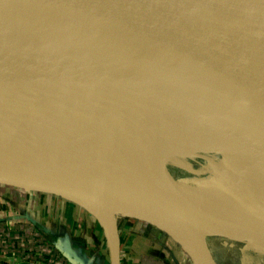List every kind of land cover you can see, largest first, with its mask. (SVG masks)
<instances>
[{
    "label": "bare ground",
    "instance_id": "obj_1",
    "mask_svg": "<svg viewBox=\"0 0 264 264\" xmlns=\"http://www.w3.org/2000/svg\"><path fill=\"white\" fill-rule=\"evenodd\" d=\"M218 57L264 64V45L164 9L1 56L0 162L104 155L87 163L89 181L57 189L104 229L133 217L165 231L191 264H220L213 245L233 244L243 264H264V115L227 97L207 106L193 88L219 80L166 64Z\"/></svg>",
    "mask_w": 264,
    "mask_h": 264
},
{
    "label": "water",
    "instance_id": "obj_2",
    "mask_svg": "<svg viewBox=\"0 0 264 264\" xmlns=\"http://www.w3.org/2000/svg\"><path fill=\"white\" fill-rule=\"evenodd\" d=\"M163 7L264 45V0H0V57L64 42L135 13L148 9L159 11ZM208 62L173 59L166 64L219 80L217 87L193 88L207 106L217 109L222 106V98L227 97L241 100L264 115V64L226 57L211 58ZM222 71L231 79L223 78ZM131 142L132 134L126 135L122 147ZM103 158L100 155L52 165L0 162V183L61 195L57 189L89 181L87 163ZM110 258L111 264V255ZM117 264H120L119 254Z\"/></svg>",
    "mask_w": 264,
    "mask_h": 264
},
{
    "label": "crops",
    "instance_id": "obj_3",
    "mask_svg": "<svg viewBox=\"0 0 264 264\" xmlns=\"http://www.w3.org/2000/svg\"><path fill=\"white\" fill-rule=\"evenodd\" d=\"M0 201L2 235L8 236L11 233L14 235L13 231L17 230L18 226L28 229L33 227L49 243L52 250L49 254L47 252L43 259L38 256L39 260H43L42 263L24 260L13 250H0V259L6 263L19 264L24 261L31 264H110L108 241L103 235L99 220L90 210H83L74 201L54 200L39 192H30L2 183H0ZM5 230L7 232L3 233ZM150 237L151 241H156L157 234ZM131 238L132 235L120 236L121 243L128 251V257L131 255L132 264H140V260L148 256L158 259L160 251L167 252L166 255L169 253L172 259H175L173 248L170 251L167 246L159 249L157 245L148 242L149 238L148 240L145 238L147 241L141 237ZM122 251L120 253L125 256L126 252L122 253ZM126 258L127 256L124 260ZM172 261L174 264H184L185 260ZM167 263L168 260L165 264ZM141 264L148 262L145 260Z\"/></svg>",
    "mask_w": 264,
    "mask_h": 264
},
{
    "label": "rangeland",
    "instance_id": "obj_4",
    "mask_svg": "<svg viewBox=\"0 0 264 264\" xmlns=\"http://www.w3.org/2000/svg\"><path fill=\"white\" fill-rule=\"evenodd\" d=\"M161 9H164L166 11H169L171 13L179 14L182 15V12L179 10H175L171 7H163ZM233 147L231 145L224 146L223 147V152H226L228 155L233 154ZM18 188V187H17ZM30 192H39L41 194H44L45 196H50L54 200H65V201H70L72 202L73 200L62 197L59 194L53 193V192H47V191H37V190H29ZM196 194H198L196 192ZM1 205V201H0ZM85 211V208H82ZM97 217V216H96ZM98 218V217H97ZM99 220V219H98ZM145 224V225H143ZM18 229L13 231L10 235L7 236V234L2 235L1 232V227H0V250L8 251V250H13L14 252H17L24 260L30 261V262H40L42 263L43 260H39L38 256H40L41 259H43L46 256V253L48 254L52 252L51 247L48 242H46L40 234H38L37 230L35 228H26V227H21L18 226ZM103 228V227H102ZM117 230L114 232H111L110 230L113 229L112 226L110 225L106 229L103 230V235L104 237L106 236L107 238V246H108V252L110 253L112 257V263L117 264V256L119 254V260L120 264H132L130 256L128 257V251L126 248L123 246L121 243L120 236L126 237L128 235H132L131 239H137L139 237L143 239L149 238L150 240L148 241L150 244H155L159 249H163L164 246H167L169 251L170 249H176V250H181V248L178 245H174L173 241L170 239L168 234L160 230L156 225L151 224L150 222L146 220H138L135 218L131 217H119L117 221ZM142 228V229H141ZM110 229V230H109ZM7 230H5L3 233H6ZM157 234L156 241H151V235ZM17 235V236H15ZM3 236V237H2ZM15 236V237H12ZM118 237H119V243H118ZM155 238V237H154ZM145 239V240H146ZM148 240V239H147ZM146 240V241H147ZM114 242V248L115 252L111 251V246ZM109 243V244H108ZM122 244V246H121ZM214 244V242L212 243ZM239 245L233 244L232 246H225L224 248H221L220 245H213V255L215 256L216 260H213L212 262L220 263V264H243L242 262V252L239 251ZM172 249V250H173ZM123 250V251H122ZM126 252L124 255H122L120 252ZM167 253V252H166ZM165 252L160 251V255L158 256V259H152L149 256L146 257L143 260H140V264L142 261H147L148 264H165L166 260H168L169 264H174V261L172 260H178L181 259V261H184V264H191V260L189 257L184 254L183 258H180L178 255H174L175 259H172L170 254L168 253L166 255ZM30 254V255H29ZM127 256L126 260H124V257ZM167 256V257H166ZM123 257V258H122ZM171 257V259H169ZM49 258V257H48ZM168 258V259H167ZM207 258V257H206ZM209 260V257L207 258ZM211 260V259H210ZM111 263V264H112ZM167 263V264H168Z\"/></svg>",
    "mask_w": 264,
    "mask_h": 264
},
{
    "label": "built area",
    "instance_id": "obj_5",
    "mask_svg": "<svg viewBox=\"0 0 264 264\" xmlns=\"http://www.w3.org/2000/svg\"><path fill=\"white\" fill-rule=\"evenodd\" d=\"M0 264H8L6 263L4 260L0 259ZM19 264H31V263H27V262H22V263H19Z\"/></svg>",
    "mask_w": 264,
    "mask_h": 264
}]
</instances>
